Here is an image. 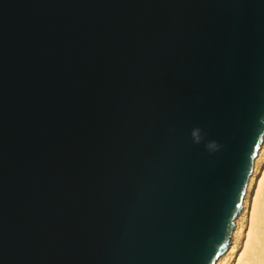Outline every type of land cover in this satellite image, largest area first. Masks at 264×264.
I'll list each match as a JSON object with an SVG mask.
<instances>
[{
  "label": "water",
  "instance_id": "water-1",
  "mask_svg": "<svg viewBox=\"0 0 264 264\" xmlns=\"http://www.w3.org/2000/svg\"><path fill=\"white\" fill-rule=\"evenodd\" d=\"M262 117L264 0H0V264H215Z\"/></svg>",
  "mask_w": 264,
  "mask_h": 264
},
{
  "label": "bare ground",
  "instance_id": "bare-ground-1",
  "mask_svg": "<svg viewBox=\"0 0 264 264\" xmlns=\"http://www.w3.org/2000/svg\"><path fill=\"white\" fill-rule=\"evenodd\" d=\"M263 162L264 142L254 161L253 171L243 198L242 210L235 219L230 245L215 264H264ZM247 214H249V221L245 224ZM242 238L245 242L240 247Z\"/></svg>",
  "mask_w": 264,
  "mask_h": 264
},
{
  "label": "rangeland",
  "instance_id": "rangeland-1",
  "mask_svg": "<svg viewBox=\"0 0 264 264\" xmlns=\"http://www.w3.org/2000/svg\"><path fill=\"white\" fill-rule=\"evenodd\" d=\"M263 163H264V162H263ZM261 167H263V165H262ZM248 221H249V214H247V216H246V218H245V224H247ZM242 239H243V240H242ZM242 239H241L240 247H241V246L244 244V242H245L244 238H242ZM240 247H239V249H240Z\"/></svg>",
  "mask_w": 264,
  "mask_h": 264
},
{
  "label": "clouds",
  "instance_id": "clouds-1",
  "mask_svg": "<svg viewBox=\"0 0 264 264\" xmlns=\"http://www.w3.org/2000/svg\"><path fill=\"white\" fill-rule=\"evenodd\" d=\"M261 123H264V117L261 118ZM193 135H194L195 142H199V137L195 136V134H193ZM209 147L212 148V147H214V145H209Z\"/></svg>",
  "mask_w": 264,
  "mask_h": 264
}]
</instances>
